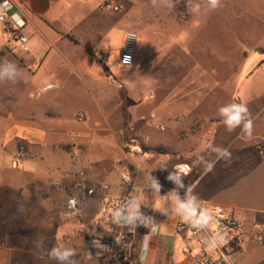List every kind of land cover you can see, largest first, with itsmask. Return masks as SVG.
I'll use <instances>...</instances> for the list:
<instances>
[{
  "label": "crops",
  "instance_id": "0c3cea01",
  "mask_svg": "<svg viewBox=\"0 0 264 264\" xmlns=\"http://www.w3.org/2000/svg\"><path fill=\"white\" fill-rule=\"evenodd\" d=\"M15 1L27 19L30 50L22 55H26L29 68L23 73L27 88L23 100L17 96L16 113L0 114V264H57L48 258L47 251L65 247L60 243L65 226L81 228L112 216L110 202L127 191L119 175V164L128 166L136 184L131 200L141 201L140 220L147 223L146 218H151L157 229L151 233L150 227L143 226L140 220L134 231L123 220L118 223L130 234L131 264H192L202 250L211 261L216 260L220 255L215 249L202 247L176 231L177 224L191 223L183 219L177 203L169 198L174 189L185 194L184 188H178L168 179L171 165L178 160L191 164L190 174L183 178V183L191 188L189 199L195 194L196 203L218 204L242 222V246L229 253V263L264 264V150L256 146L257 140L264 138V59L235 88L238 95L235 102L245 103L252 114L250 137L239 128L228 132L221 122L223 117L214 114L219 106L214 101L213 127L203 132L208 134L205 144L201 145L200 138L193 143L180 137L182 127L175 125L173 113L168 110L163 118L169 123L167 133L160 137L143 125L146 112L142 110L143 116H138L135 103L125 106L104 93L99 96L92 87L87 92L81 90L83 105H76L69 94L75 85L67 78L73 76L67 66L74 60H89L90 54L103 53L98 44L120 19L113 21L111 13L102 10L97 0ZM122 1L128 4L129 24L125 32L148 37L154 31L157 35H167V30L174 27L181 33L175 41L179 45L177 53L193 54L196 48L199 56V20L159 22L153 17L200 5V0H171L173 7H167L165 0H157L156 6L151 0ZM240 11L256 13L255 22L261 31L255 44L264 46V0H245ZM155 38L163 43L161 37ZM3 46L2 41L0 49ZM144 63L143 55L136 49L134 63L129 68L138 72ZM194 65L199 71V60ZM240 69L235 73L236 78L241 74ZM85 77L87 84L89 80ZM51 82L58 87L42 92V87ZM218 89L232 91V82L212 86V91ZM126 119L138 124L142 155L123 148L120 131L126 126ZM159 124L165 130L161 121ZM15 125L24 130L15 129ZM209 145L227 148L231 158H218ZM19 146L24 147L21 156ZM206 162L214 163L212 171H206ZM148 175L161 184L159 193L149 186ZM102 185H107V189L103 190ZM82 186L94 189L95 194L86 195ZM70 196L79 200L83 212L75 219L64 216L65 202ZM145 235H150L146 252L142 250ZM258 236L261 241L256 240ZM37 242L42 247L38 248ZM213 253L216 256L212 257Z\"/></svg>",
  "mask_w": 264,
  "mask_h": 264
},
{
  "label": "rangeland",
  "instance_id": "374dc122",
  "mask_svg": "<svg viewBox=\"0 0 264 264\" xmlns=\"http://www.w3.org/2000/svg\"><path fill=\"white\" fill-rule=\"evenodd\" d=\"M115 1L121 6L119 11L111 12L101 8L111 13L113 21L120 19L101 38L98 47L103 53L90 54L89 60H74L67 66L69 73H73V76L67 78L75 85L73 86L75 90L69 93L73 96L74 103L83 105L80 95L83 91L87 92L89 87H92L99 96L104 93L109 95L110 99L120 100L125 106L135 103L140 113L138 116H143L142 110L146 112L143 125L152 133L160 134V137L167 133L169 123L167 124L163 118L168 110L173 113L172 121L175 125L182 127L179 128L180 137L189 138L193 143L200 138L201 145L205 144L208 134L205 135L203 132L205 130L208 132L213 127L212 101L219 105L217 110L221 106L235 102L238 97L235 91L236 83L241 84L259 61L264 59V46L255 44L260 39L261 31V27L255 22L256 13L240 11L245 0H222L223 7L212 12L208 11L206 0H200L198 14L191 13L189 8L157 13L153 19L159 22L182 23L192 19L199 20L200 54L197 55L196 48L193 54L177 53L179 45H176L175 41L180 38L181 33L174 27L167 30V35L165 33L157 35L154 31L153 35L148 37L137 36L135 52L139 49L145 63L141 70L135 72L118 62L119 48L129 23L127 2ZM76 36L81 39L80 35ZM158 36L162 38L163 43L155 38ZM1 39L0 35V43L3 41ZM0 58L16 62L22 70V76L29 68L26 55L10 49L5 43L0 49ZM198 60L199 71L194 65ZM239 69L241 74L236 78L235 73ZM84 75L87 76L85 79L89 80L87 84L84 83ZM111 76L116 78L120 86L110 81ZM23 79L15 85L0 84V114L16 113L17 96L23 100L26 93L27 85ZM230 81L233 85L232 91L220 89L212 91L213 85H224ZM181 86L188 89L178 90ZM151 114L155 115V119L150 118ZM214 114L217 115V111ZM160 121L165 125L163 131L157 129ZM130 122L132 121L126 119L125 125ZM133 123L136 125L135 133L139 135L138 124L135 121ZM14 128L24 130L17 125ZM25 129L28 133L31 132V129ZM221 186L222 184H219V187ZM81 215L66 218L75 219ZM68 231L81 232L68 241L65 237ZM94 239L108 241L111 244L90 246ZM60 243L75 250L80 264H131L130 234L115 224L109 215L92 221L85 227L65 226L61 232Z\"/></svg>",
  "mask_w": 264,
  "mask_h": 264
},
{
  "label": "built area",
  "instance_id": "2783aa9c",
  "mask_svg": "<svg viewBox=\"0 0 264 264\" xmlns=\"http://www.w3.org/2000/svg\"><path fill=\"white\" fill-rule=\"evenodd\" d=\"M102 9L117 12L119 11V5L114 2V0H97ZM27 27V19L25 18L21 8L17 4L15 0H0V35L4 41V43L14 51L26 54L30 50V40L26 33ZM137 42V34L134 31H126L123 37L122 44L119 48V59L118 62L121 66L130 67L134 63V55H135V47ZM130 57V62L128 65L124 64V58ZM110 81L116 85L120 86L119 82L115 77H110ZM49 84H55L56 89L58 87L57 83L51 82L44 85L41 89L42 92L45 91V88ZM53 90V89H52ZM50 91V90H49ZM151 119H155V115H150ZM159 130L163 131L164 126L158 125ZM120 135L124 138L123 148L129 153H134L135 155H142L143 148L141 145V141L135 133V125L133 123H128L123 130L120 131ZM257 149L262 151L264 150V138H259L256 142ZM24 153V147H18V155L21 156ZM18 160L15 159L13 161V166L16 167ZM118 171L120 178L124 185L126 186V192L118 197L113 199L110 202L109 209L111 212L114 211L115 208H119L121 206H125L131 201V194L137 190L136 184L132 178V174L128 168V166L124 164H119ZM191 172V164L185 160L175 161L170 169L169 175L171 173H176L177 175L174 177H187ZM86 195L95 194L94 189H87L86 186H82ZM101 188L103 190L107 189V185H102ZM179 196L183 199L185 194L176 191ZM173 193V190L170 192ZM169 198L171 201L176 202L175 193L172 195L169 194ZM202 209L209 210L213 216L215 217L216 223L213 224L210 228L206 230H200L194 227L192 223H179L176 226V231L178 233H183L187 240H194L202 247L206 246L202 241L206 238L207 235L214 234L219 231L225 235L227 243L222 244L215 248V250L220 254L219 258L212 261L207 256L204 250L200 251L197 256V261L192 264H230L228 261V255L231 252L239 250L242 246L243 242V233H242V222L228 209L207 201H200L197 203ZM82 214V208L79 204V200L76 197H68L65 202L64 207V216L67 218L76 217ZM112 218V216H110ZM113 219V218H112ZM114 222V221H113ZM118 225V223L114 222ZM119 226V225H118ZM81 231H68L65 234V237L68 241L74 239L79 235ZM257 241H261V237H256ZM90 246L98 247L103 244H111L108 241H100V240H92ZM94 242L95 246H94ZM186 253L189 252L188 249L185 250ZM216 256L213 253L212 257ZM170 264H182V263H173Z\"/></svg>",
  "mask_w": 264,
  "mask_h": 264
},
{
  "label": "clouds",
  "instance_id": "9594fccd",
  "mask_svg": "<svg viewBox=\"0 0 264 264\" xmlns=\"http://www.w3.org/2000/svg\"><path fill=\"white\" fill-rule=\"evenodd\" d=\"M153 6H156L157 0H151ZM208 11H216L223 7L222 0H206ZM167 7H173L171 0H165ZM189 11L193 14H198L200 12V5L196 4L195 6L189 7ZM130 57H125L123 63L128 65L130 62ZM22 70L19 65L7 58H0V84H11L15 85L22 80ZM134 86V85H133ZM56 87L55 84H49L45 91L52 90ZM217 115L222 116L223 120L221 121L225 126L228 132H233L237 128L241 129V133L246 136H251L253 134V118L252 114L249 111L248 106L245 103L232 102L224 106H221L217 110ZM209 149L212 152H215L218 158L229 159L231 158V152L227 148H221L218 146L209 145ZM203 160V157L200 158ZM214 163L206 162V171H212ZM176 173H171L168 177L169 180L173 181L178 188L185 189V196L182 199L179 194L176 192V189L173 190L175 193V199L177 202V211L183 217L184 220L190 221L195 228L200 230H206L210 228L213 224L216 223L215 217L213 214L207 210L202 209L197 205V197L193 194L192 199L188 198V191L191 189L183 183V178H175ZM150 180V187L156 192L159 193L161 184L159 181L148 175ZM173 193H170L172 195ZM165 199L164 197H162ZM141 201L133 199L128 202L127 205L115 208L112 212L113 221L119 223L123 220L126 223V226L130 230H136L137 221L140 220L142 213L140 211ZM149 222L140 220V223L145 227H150V232H156V226L153 223L151 218H146ZM150 235H145L142 243V250L147 251L149 246ZM119 241L117 240V243ZM209 250H213L218 246L227 243L225 235L217 231L214 234L207 235L206 238L202 241ZM94 242V246H95ZM36 246L42 247V244L39 242L36 243ZM48 258L57 262V264H80L79 260L76 258L77 254L74 249L68 247H52L47 251ZM43 258V257H41ZM92 258V253H89V259Z\"/></svg>",
  "mask_w": 264,
  "mask_h": 264
}]
</instances>
